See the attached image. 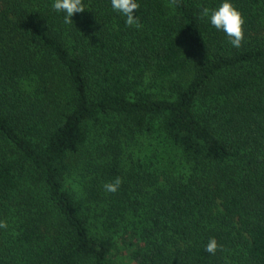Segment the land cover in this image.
Masks as SVG:
<instances>
[{
	"label": "trees",
	"instance_id": "1",
	"mask_svg": "<svg viewBox=\"0 0 264 264\" xmlns=\"http://www.w3.org/2000/svg\"><path fill=\"white\" fill-rule=\"evenodd\" d=\"M53 2L0 0V264H264V0Z\"/></svg>",
	"mask_w": 264,
	"mask_h": 264
},
{
	"label": "clouds",
	"instance_id": "2",
	"mask_svg": "<svg viewBox=\"0 0 264 264\" xmlns=\"http://www.w3.org/2000/svg\"><path fill=\"white\" fill-rule=\"evenodd\" d=\"M179 0H168L166 7L173 10L178 6ZM112 9L126 17L125 23L129 27H142L140 17L134 15V10H139L136 0H111ZM52 8L60 13H65L64 23L71 24L72 17L76 13L85 11L82 0H54ZM200 19L209 18L211 25L219 31H222L232 47L239 49L245 39L243 25L244 18L239 10H237L229 0H224L220 6L214 10L203 7L199 13ZM122 184V178L116 177L111 182H106L103 187L106 192L115 193ZM7 224L0 221V228H6ZM219 246L215 238H210L205 247V251L215 255Z\"/></svg>",
	"mask_w": 264,
	"mask_h": 264
},
{
	"label": "rangeland",
	"instance_id": "3",
	"mask_svg": "<svg viewBox=\"0 0 264 264\" xmlns=\"http://www.w3.org/2000/svg\"><path fill=\"white\" fill-rule=\"evenodd\" d=\"M133 154L135 153V152H132ZM125 253V252H124ZM118 258L121 260L122 259V255H121V253H119L118 254Z\"/></svg>",
	"mask_w": 264,
	"mask_h": 264
}]
</instances>
